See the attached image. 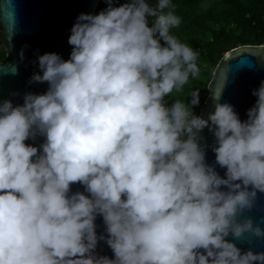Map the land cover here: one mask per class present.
<instances>
[{"label": "clouds", "instance_id": "9594fccd", "mask_svg": "<svg viewBox=\"0 0 264 264\" xmlns=\"http://www.w3.org/2000/svg\"><path fill=\"white\" fill-rule=\"evenodd\" d=\"M107 4L77 17L67 60L38 56L29 83L45 92L0 102V264H264L235 242L264 240V218L244 216L264 194V81L244 121L220 92L207 119L199 90L169 104L200 74L199 51L172 32L175 4Z\"/></svg>", "mask_w": 264, "mask_h": 264}, {"label": "water", "instance_id": "95a60500", "mask_svg": "<svg viewBox=\"0 0 264 264\" xmlns=\"http://www.w3.org/2000/svg\"><path fill=\"white\" fill-rule=\"evenodd\" d=\"M97 2L0 0V44L6 52L5 58L0 61V102L12 99L14 104H22L25 93L40 94L47 90V82L29 83L33 73L40 71L38 56L55 52L67 60L72 51L68 40L73 24L81 13L93 14ZM22 50L23 59L20 56ZM225 74H228L226 80ZM261 81H264V43L241 44L227 50L212 72L207 85L208 95L198 115L207 119L215 107L216 101L212 96L220 92L219 102L231 103L240 119L246 120L248 110L257 100L252 94L253 90L259 88ZM13 92L19 95L13 97ZM201 135L204 137L201 143L207 145L206 162L215 165L218 173L224 176L226 169L216 164L211 147L215 142L214 134L205 128ZM43 141V137H38L35 141L29 139L25 143L39 146ZM76 191H84V186L79 182L71 185V193ZM244 216H251L257 222L264 218V194H260L256 207L246 211ZM95 223L98 235L106 234L102 216H97ZM235 242L244 251L249 248L256 252L264 251V240L250 234H245ZM96 252L114 258L112 249L104 240L98 242Z\"/></svg>", "mask_w": 264, "mask_h": 264}, {"label": "trees", "instance_id": "16d2710c", "mask_svg": "<svg viewBox=\"0 0 264 264\" xmlns=\"http://www.w3.org/2000/svg\"><path fill=\"white\" fill-rule=\"evenodd\" d=\"M124 2L114 0L116 6ZM172 3L176 6L173 11L181 18V24L172 32L199 51L200 74L190 77L180 91L174 90L167 99L169 104L176 99L187 103L191 94L199 90L200 102L193 108L199 114L208 95V82L222 55L237 45L264 43V0H172ZM107 6V0H98L93 14ZM5 54V50L0 51V61Z\"/></svg>", "mask_w": 264, "mask_h": 264}, {"label": "rangeland", "instance_id": "374dc122", "mask_svg": "<svg viewBox=\"0 0 264 264\" xmlns=\"http://www.w3.org/2000/svg\"><path fill=\"white\" fill-rule=\"evenodd\" d=\"M4 50L3 46L0 44V51Z\"/></svg>", "mask_w": 264, "mask_h": 264}]
</instances>
